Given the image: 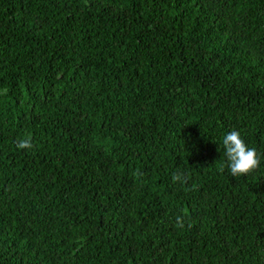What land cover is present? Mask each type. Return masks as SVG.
Instances as JSON below:
<instances>
[{
    "label": "trees",
    "instance_id": "trees-1",
    "mask_svg": "<svg viewBox=\"0 0 264 264\" xmlns=\"http://www.w3.org/2000/svg\"><path fill=\"white\" fill-rule=\"evenodd\" d=\"M0 264H264V0H0Z\"/></svg>",
    "mask_w": 264,
    "mask_h": 264
},
{
    "label": "clouds",
    "instance_id": "clouds-1",
    "mask_svg": "<svg viewBox=\"0 0 264 264\" xmlns=\"http://www.w3.org/2000/svg\"><path fill=\"white\" fill-rule=\"evenodd\" d=\"M224 148L223 155L227 158L228 167L233 177H238L251 173L260 165V159L255 148L246 145L238 130L233 129L222 138ZM20 149H31L33 147L30 139H22L17 142ZM174 182L185 179L183 173L174 172L172 174ZM179 226H183L181 217H177Z\"/></svg>",
    "mask_w": 264,
    "mask_h": 264
}]
</instances>
